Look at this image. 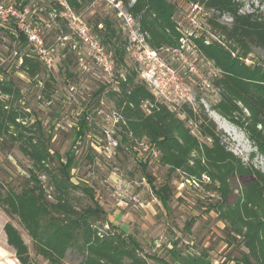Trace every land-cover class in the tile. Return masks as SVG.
<instances>
[{
    "label": "trees",
    "instance_id": "obj_1",
    "mask_svg": "<svg viewBox=\"0 0 264 264\" xmlns=\"http://www.w3.org/2000/svg\"><path fill=\"white\" fill-rule=\"evenodd\" d=\"M117 1L138 23L151 47L161 50L181 46L184 34L179 29L174 2ZM186 1L218 14L209 18L218 37L190 38L202 56L219 70L213 78L219 99L212 104V110L239 127L254 150L248 161L236 154L230 148L226 131L218 126L199 98L197 106L184 103L176 108L158 100L147 83L138 80L135 67L127 65L128 41L113 19L105 17L100 22L103 24L99 29L100 40L113 53L117 65L126 70L125 76L118 79V88L106 91L119 117L116 125L121 139L117 150L124 143L128 147L145 139L151 150L158 151L157 161L170 174L179 171L185 180L216 195L209 208L225 222L227 242L239 239L244 248L240 257L233 259L234 264H264V170L253 162L258 154L264 156V62L250 64L245 59L253 45L264 49V11L242 12L239 0ZM43 2L44 13L50 16L54 12L59 23L54 26L57 38L71 32L61 15L65 6L79 13L93 0ZM224 14L232 18L229 24L218 21ZM13 26L12 39L28 47L19 57L20 71L33 79L48 72V65L30 46L27 34L16 20ZM82 127L85 128L84 123ZM48 132L27 105L18 83L7 75L0 76V153L16 149L30 162L25 184L19 190L0 182V208L26 231L35 255L49 264H63L69 251L80 257L75 264H149L150 256L139 240L109 220L92 189L74 183L75 156L54 150ZM151 187L168 207L169 185ZM4 232L7 247L21 264H42L32 256L14 222L7 221Z\"/></svg>",
    "mask_w": 264,
    "mask_h": 264
},
{
    "label": "rangeland",
    "instance_id": "obj_2",
    "mask_svg": "<svg viewBox=\"0 0 264 264\" xmlns=\"http://www.w3.org/2000/svg\"><path fill=\"white\" fill-rule=\"evenodd\" d=\"M43 1L0 0V4L14 5L17 10L22 6L27 9L26 23L39 31L46 46L55 48L52 66L48 67V72H41L34 79L23 74L19 69V57L28 47L12 39L16 18L12 17L10 24L0 17V76L13 78L22 88L27 105L51 134L52 148L62 155L71 152L75 156L72 168L74 183L92 189L96 200L108 213V218L114 219L119 228L125 225L128 233L139 240L143 251L150 256L149 264H234L233 259L240 257L244 248L239 239H232L231 244L227 242L225 222L208 206L214 201L215 194L185 180L179 171L170 174L169 169L157 161L145 139L128 147L124 143L121 150L109 143L105 129L112 130L111 135L118 144L121 138L117 125H114L115 120H119L118 113L106 91L118 88V79L125 76L126 70L117 65L113 53L101 42L99 29L103 24L100 22L105 17L113 19L122 37L128 41L126 63L129 67H135L138 80L144 81L140 74L141 67L133 58L134 53L139 52L137 46L143 47L147 43L138 23L134 18L132 21L125 18L128 13L121 2L93 0L79 13L65 6L61 15L67 20L71 32L56 38L54 26L59 23L55 20L54 12L50 16L44 13ZM171 1L177 5L176 17L183 25L184 48L181 52L163 48L158 50L159 55L173 67L185 60L199 66L203 63V73L213 76V67L207 64V59L196 49L190 37H218L209 23V18L218 14L208 10L206 16L198 15L199 28L188 20L191 2ZM239 1L242 12L258 14L264 11V0ZM217 19L223 24L232 21L228 14ZM83 29L91 41L98 43L114 59L113 76L106 74L96 63L94 47L82 37ZM30 46L33 47L32 44ZM245 59L250 64L264 62V49L253 45ZM185 78L194 95L205 99L203 104L210 116L226 131L230 148L248 161L254 148L245 133L211 108L219 99L218 90L202 89L193 75H185ZM194 106H197V102ZM83 123L85 128L82 127ZM253 162L264 170V156L258 154ZM29 166L30 162L16 149L7 154L0 153V182L19 190L25 184ZM116 181L124 182L128 193L121 196L115 188ZM165 183L169 185L168 207L158 199L151 187L152 184L160 187ZM129 193L139 196L141 204L132 202L128 198ZM77 195L82 194L77 192ZM4 217L21 229L34 259L49 264L43 257L35 255L30 237L18 222L0 209V220ZM1 241L0 238V264H21L14 251L4 248ZM79 258L76 252L69 251L63 264H75Z\"/></svg>",
    "mask_w": 264,
    "mask_h": 264
},
{
    "label": "built area",
    "instance_id": "obj_3",
    "mask_svg": "<svg viewBox=\"0 0 264 264\" xmlns=\"http://www.w3.org/2000/svg\"><path fill=\"white\" fill-rule=\"evenodd\" d=\"M191 4L192 7L190 8V12L188 14V20L195 26L201 28L198 15L206 16L209 13V9H206L203 5L197 3ZM26 14V8L17 10L14 5L6 6L0 4V17L3 22L10 23L12 17L16 18L18 27L27 34L29 42L33 45L34 50L41 56L48 67H51L54 62L55 48L47 47L44 44V40L39 31L36 28L30 27L26 23ZM125 18L130 21L133 20V17L130 14H128ZM178 25L179 29L185 36L183 25L180 20L178 21ZM184 36L181 38V46L179 48H173L175 52H181L184 48ZM82 37L93 45V56L96 63L102 67L106 74L113 76L115 70L114 59L105 53L103 48L98 43L90 40V37H88L85 29L82 30ZM137 48H139V52L137 51L134 53L133 58L141 67L140 74L142 75V79L147 83L155 97L171 108H176L184 103H189L194 106V104L198 101L191 87L187 84L185 75H188L189 77L190 75L195 76L202 89L217 91V88L213 83V78L218 74L219 70L212 64V62L207 60V64L213 67L214 71L212 73L213 76H209L205 75L203 70H201L204 65L203 63L201 64L202 66H199L195 62L185 60L178 66L173 67L167 61L162 59L157 49L151 47L148 43H146L143 47L138 45ZM200 102L205 104V99L201 98ZM117 122L118 120H115L114 125H116ZM105 132L107 133L109 143L114 147L118 146V141L111 135L112 130L105 129ZM152 151L154 155L158 157V151L156 149H152ZM115 188L121 196L128 191L125 189L126 186L122 181L117 182L115 184ZM130 194L131 193H129L128 198L132 202L135 204H141L139 196Z\"/></svg>",
    "mask_w": 264,
    "mask_h": 264
},
{
    "label": "crops",
    "instance_id": "obj_4",
    "mask_svg": "<svg viewBox=\"0 0 264 264\" xmlns=\"http://www.w3.org/2000/svg\"><path fill=\"white\" fill-rule=\"evenodd\" d=\"M2 210V208H0ZM113 224L117 225L118 223L116 221H114V219H109ZM8 220L5 219V217L0 220V238L2 239L1 242H3V244L5 245L4 248L7 247V239H6V235L4 232V225ZM118 226V225H117ZM122 231H124L125 233H128L127 228L125 227V225H122V228H120ZM130 234V233H128Z\"/></svg>",
    "mask_w": 264,
    "mask_h": 264
},
{
    "label": "water",
    "instance_id": "obj_5",
    "mask_svg": "<svg viewBox=\"0 0 264 264\" xmlns=\"http://www.w3.org/2000/svg\"><path fill=\"white\" fill-rule=\"evenodd\" d=\"M216 120V119H215ZM223 128V127H222Z\"/></svg>",
    "mask_w": 264,
    "mask_h": 264
}]
</instances>
